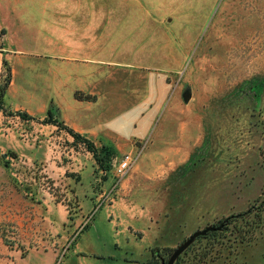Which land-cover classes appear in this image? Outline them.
<instances>
[{
	"label": "rangeland",
	"instance_id": "374dc122",
	"mask_svg": "<svg viewBox=\"0 0 264 264\" xmlns=\"http://www.w3.org/2000/svg\"><path fill=\"white\" fill-rule=\"evenodd\" d=\"M138 3L152 18L172 19L169 47L155 26H140L143 41L156 46L149 64L164 67L157 72H167L165 82L118 83L125 101L132 96L143 111L154 105L149 84L165 87L156 130L109 146L112 168L102 172L83 144L42 124L47 117L19 110L33 119L5 118L0 264H143L155 248L178 247L219 219L264 210V0ZM138 68L108 67L125 76L152 73ZM136 153L118 178V160ZM261 223L243 243L232 237L216 245L206 264H264Z\"/></svg>",
	"mask_w": 264,
	"mask_h": 264
},
{
	"label": "crops",
	"instance_id": "0c3cea01",
	"mask_svg": "<svg viewBox=\"0 0 264 264\" xmlns=\"http://www.w3.org/2000/svg\"><path fill=\"white\" fill-rule=\"evenodd\" d=\"M138 1L0 0V82L3 61L11 70L4 107L43 119L52 109L59 122L101 146L142 140L155 131L165 87L156 92L149 84L154 105L141 111L132 96L125 101L118 83L165 82L167 72H157L164 67L149 64V49L156 46L143 41L140 26L145 31L155 26L161 46L169 47L173 37L166 30L172 19L152 18V12L141 11ZM114 65L152 73L125 76L108 69ZM30 83H35V91ZM76 94L93 99L78 100ZM7 117L0 111V127Z\"/></svg>",
	"mask_w": 264,
	"mask_h": 264
},
{
	"label": "trees",
	"instance_id": "16d2710c",
	"mask_svg": "<svg viewBox=\"0 0 264 264\" xmlns=\"http://www.w3.org/2000/svg\"><path fill=\"white\" fill-rule=\"evenodd\" d=\"M10 82L11 70L8 63L3 61V75L0 82V111L4 116L13 115L4 107V97ZM76 98L78 100L93 99L82 94H76ZM15 115L25 120L33 119L24 113L16 112ZM42 124L53 125L64 130L75 143L78 142L85 146L86 151L91 154L100 171L109 172L111 170L115 154L111 147L102 145L98 148L93 142L59 122L52 109L48 111L47 118L42 121ZM263 211L261 206L259 208L251 206L242 214L230 215L198 229L178 247L155 248L152 250L149 264H206L215 246L223 244L224 240L229 241L233 237L237 243H243L247 238H251L253 232L260 228L261 222H264L261 216ZM251 217L252 219L249 220L248 218ZM189 253H193L192 258H190ZM184 257H188L189 261H183L182 258Z\"/></svg>",
	"mask_w": 264,
	"mask_h": 264
},
{
	"label": "built area",
	"instance_id": "2783aa9c",
	"mask_svg": "<svg viewBox=\"0 0 264 264\" xmlns=\"http://www.w3.org/2000/svg\"><path fill=\"white\" fill-rule=\"evenodd\" d=\"M138 157V154L136 153V156H132V155H123V157L118 160L116 166H115V172H116V176L122 177L125 176V174L133 167V165L136 162V159Z\"/></svg>",
	"mask_w": 264,
	"mask_h": 264
},
{
	"label": "water",
	"instance_id": "95a60500",
	"mask_svg": "<svg viewBox=\"0 0 264 264\" xmlns=\"http://www.w3.org/2000/svg\"><path fill=\"white\" fill-rule=\"evenodd\" d=\"M183 98L185 101H188L190 99V95L188 93H185Z\"/></svg>",
	"mask_w": 264,
	"mask_h": 264
}]
</instances>
